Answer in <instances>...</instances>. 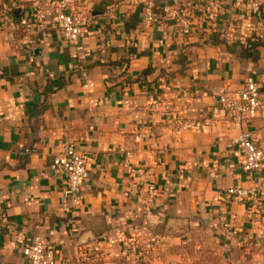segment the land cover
<instances>
[{
  "label": "crops",
  "instance_id": "crops-1",
  "mask_svg": "<svg viewBox=\"0 0 264 264\" xmlns=\"http://www.w3.org/2000/svg\"><path fill=\"white\" fill-rule=\"evenodd\" d=\"M34 1L46 17L22 25ZM75 9L87 22L68 42L48 0H0V264H26L21 245L35 240L79 264H129L132 245L142 264H264V194L224 195L264 180L231 144L244 129L264 149V8L235 21L233 6L211 25L194 7L190 34L159 10L145 24L130 0ZM248 80L261 106L238 124L214 90ZM159 100L194 127L169 133L150 110ZM154 123V141L134 138ZM65 144L89 173L76 195L52 163Z\"/></svg>",
  "mask_w": 264,
  "mask_h": 264
},
{
  "label": "built area",
  "instance_id": "built-area-1",
  "mask_svg": "<svg viewBox=\"0 0 264 264\" xmlns=\"http://www.w3.org/2000/svg\"><path fill=\"white\" fill-rule=\"evenodd\" d=\"M130 0L131 4L142 5L143 21L147 25L153 24L155 10H159L162 17H168L180 25L183 34L193 32L192 25L188 19L190 10L194 7L201 8L205 20L214 25L220 14L226 9L235 7L236 20L242 21L248 15L258 14L264 8V0ZM48 7L52 10L53 21L58 27L60 37L68 42H77L87 22V17L77 12L75 0H48ZM47 11L41 1H34L33 9L29 17L20 19L22 25H41L46 17ZM218 103L229 111L233 122L242 123L246 118L257 114L261 106L259 86L253 80L246 81L239 90L231 92L225 87L214 90ZM150 110L158 113V121L172 135H179L194 127L191 118L182 117L174 109L171 102L159 100L151 103ZM156 123L149 124L143 130H136V140L154 141L152 134ZM232 146L243 156L242 168L251 173L264 166V149L253 140L248 130L241 129L231 140ZM155 147V143L152 144ZM157 152L163 153L167 150L166 145L155 147ZM129 155V153H127ZM53 165L65 176L66 188L71 195L79 193L81 186L89 176L86 161L80 151L72 144H65L62 149L53 156ZM124 166L131 172L134 168L128 161ZM147 195H154L155 188L151 183L147 185ZM264 194V180L257 179L248 186H230L225 189L224 195L237 199H254ZM21 254L26 264H79L77 261L67 258H56L43 240L25 241L21 245ZM123 256L129 264H142L145 260L132 245L129 251H124Z\"/></svg>",
  "mask_w": 264,
  "mask_h": 264
}]
</instances>
